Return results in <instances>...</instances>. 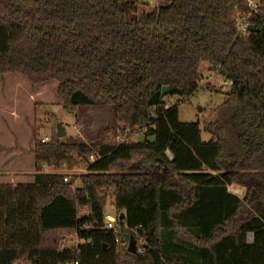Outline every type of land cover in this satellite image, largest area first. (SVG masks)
Listing matches in <instances>:
<instances>
[{
  "label": "trees",
  "instance_id": "1",
  "mask_svg": "<svg viewBox=\"0 0 264 264\" xmlns=\"http://www.w3.org/2000/svg\"><path fill=\"white\" fill-rule=\"evenodd\" d=\"M165 1L139 14L140 0H0V79L55 81L66 110L109 107L119 130L100 146L36 143L37 165L77 157L87 174L75 190L57 173L0 185V264H264V2L241 37L246 0ZM202 64L232 82L208 143L179 119ZM62 232L78 245L64 248Z\"/></svg>",
  "mask_w": 264,
  "mask_h": 264
},
{
  "label": "rangeland",
  "instance_id": "2",
  "mask_svg": "<svg viewBox=\"0 0 264 264\" xmlns=\"http://www.w3.org/2000/svg\"><path fill=\"white\" fill-rule=\"evenodd\" d=\"M140 1L143 5L139 14L150 13L167 5L165 0ZM200 74L203 77L200 89L187 102L180 104L179 119L185 123H199L201 140L208 143L212 140V135L206 131V126L215 121L214 110L223 104L230 89L223 85L225 80L217 72H211L207 64L201 65ZM208 87L212 91L208 90ZM57 89L58 83L55 81L33 86L18 75L7 74L0 79V178L6 180H0V183L12 181L13 183L9 184L12 186L30 184V179H27L30 178L29 174L41 172L62 174L69 177V181H74L72 190L79 187V177L87 174L86 161L74 157L59 165H37L34 159L37 142L43 144L45 140V143H49L54 138L58 139V124L63 126L66 133L64 138L59 139L63 142L74 138L81 143L100 146L116 141L119 130L111 108L81 107L70 113L63 107ZM164 101L175 105L181 99L174 96L166 97ZM133 141H144V137L133 135ZM95 151L98 152V149ZM229 191L240 198L245 192L236 186L230 187ZM107 215L118 223L110 202ZM116 228L120 229L118 225ZM120 236L128 250L131 239L129 233L122 229ZM60 238L64 248H72L79 243L74 234L62 232ZM248 241L252 242L251 235ZM140 244L137 242V248Z\"/></svg>",
  "mask_w": 264,
  "mask_h": 264
},
{
  "label": "built area",
  "instance_id": "3",
  "mask_svg": "<svg viewBox=\"0 0 264 264\" xmlns=\"http://www.w3.org/2000/svg\"><path fill=\"white\" fill-rule=\"evenodd\" d=\"M263 2L264 0H246L245 1L244 9L241 12H239L236 17L235 32L237 36L245 37L249 34V31L251 29V23L254 21L255 16L258 15ZM223 85L230 88L232 85V82L225 81ZM169 107H170L169 104L165 106L166 109H168ZM120 141L123 142L124 139H121ZM45 142L46 140L44 141V143ZM98 158H99V153L95 152L89 157V161L94 162ZM63 181L65 183H69V177L65 176ZM116 227H117L116 220L112 218L110 215H106L105 228L107 230H114L116 232V229H117ZM138 251L140 254L144 253V250L142 248H139ZM70 264H80V263L78 261H74Z\"/></svg>",
  "mask_w": 264,
  "mask_h": 264
},
{
  "label": "water",
  "instance_id": "4",
  "mask_svg": "<svg viewBox=\"0 0 264 264\" xmlns=\"http://www.w3.org/2000/svg\"><path fill=\"white\" fill-rule=\"evenodd\" d=\"M56 136H57L58 139L64 138L66 136V133H65V131L63 129V126L61 124L57 125V134H56ZM113 211H115V208H113ZM119 218H120V220H123L124 219V215L121 214ZM128 252L130 254H136V252H137L136 243H135V241L132 238H131L130 243H129Z\"/></svg>",
  "mask_w": 264,
  "mask_h": 264
},
{
  "label": "crops",
  "instance_id": "5",
  "mask_svg": "<svg viewBox=\"0 0 264 264\" xmlns=\"http://www.w3.org/2000/svg\"><path fill=\"white\" fill-rule=\"evenodd\" d=\"M34 159H35V157H34ZM33 167H35V163L33 164ZM34 175H35V173H34ZM34 175L33 174H29L30 178H27V179H30V184H32V182H34ZM0 180L6 181L4 178H0ZM11 183H13V182L12 181L10 183L9 182H3V183H0V185H6V184H11Z\"/></svg>",
  "mask_w": 264,
  "mask_h": 264
}]
</instances>
